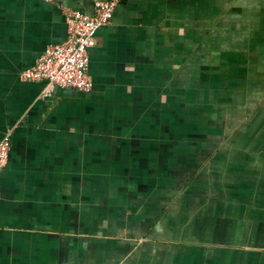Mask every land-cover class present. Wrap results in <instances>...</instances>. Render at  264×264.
<instances>
[{
  "label": "crops",
  "instance_id": "1",
  "mask_svg": "<svg viewBox=\"0 0 264 264\" xmlns=\"http://www.w3.org/2000/svg\"><path fill=\"white\" fill-rule=\"evenodd\" d=\"M97 1L0 0V140L11 134L0 172V264H264V73L254 76L258 93L249 92L259 97L263 146L242 156L248 182L207 181L208 202L189 211L176 191L217 159L224 173L238 171L237 157L173 152L177 140L163 132L169 111L186 103V62H202L219 37L230 41L241 21L224 16L239 0H124L89 50L90 93L24 80L26 68L67 40L68 10L94 13ZM248 36L243 29V45ZM141 123L160 131L134 133ZM172 155L190 167L183 185L176 176V188L159 180L104 199L110 178L122 186L134 169H163ZM120 159L127 164L112 172ZM171 211L179 218L166 217Z\"/></svg>",
  "mask_w": 264,
  "mask_h": 264
},
{
  "label": "rangeland",
  "instance_id": "2",
  "mask_svg": "<svg viewBox=\"0 0 264 264\" xmlns=\"http://www.w3.org/2000/svg\"><path fill=\"white\" fill-rule=\"evenodd\" d=\"M251 1H236L228 9L232 12L224 16L233 17L235 15L241 21L239 23L234 22V26L232 24L234 36L232 37L231 35L230 41H222L219 37L217 45L213 46L212 51L211 48H206L203 51L204 56L207 57H204L199 64L195 63V61H190V58L188 59L183 72L185 77L182 79L186 92L185 106L183 110L171 109L169 111L171 115L169 118L170 125L168 124L163 128L165 129L163 130L165 134L177 140L173 142L176 145V148H172L173 152L186 151L195 153L199 149L204 152L206 157L212 150L218 151L220 149L223 150L222 152L232 153L230 157H237L235 169L238 171L232 172H239V174L224 173V167L219 166L218 162L220 159H217L214 164L213 162L209 164L210 167L206 169L208 174L202 173L190 185L187 184L184 189L176 191L178 196H180L178 203L189 211L205 201L208 202L209 196H207L208 192L206 191L208 187L205 183L207 181L218 183L235 182V186L248 182L250 176H248L249 179L247 180V177L244 176L245 170L250 171L252 169L249 168V165L242 163L245 161L242 156L247 155L245 154L247 152L248 154L255 153L263 146V144L258 142L260 133V119L258 117L260 115L257 110L260 101L259 97L254 96V94L255 92L258 93L259 84L254 76L259 75V71L262 76L264 73V60L261 59L259 62L260 55L264 57V48L258 45L260 41H264V3L261 4L260 0L257 2ZM238 29L240 30L239 35L242 34L243 29L249 35L246 45L242 44L241 40L243 41V39L237 35L236 31ZM200 66H202L201 70ZM198 70L202 73L201 77L196 74ZM229 70L231 77H228ZM258 80L261 83L263 81L262 78ZM257 85L258 87H256ZM261 90H264V87ZM249 92H254V94L251 96ZM127 112L128 114L131 113L128 110H125L124 113ZM255 112L253 121L249 122L247 126H243L247 115ZM163 113H166V111L164 110ZM152 116L155 117L157 114L154 113ZM150 127L144 123L132 126L134 133L136 132L139 135H147L146 133L148 132L157 134L158 130L160 131L158 125L153 128ZM231 138L234 141L233 143L228 142ZM194 160L198 162L199 160H204V158L198 157ZM196 161H193L192 164L196 163ZM127 162L128 160H118L117 167L111 171H121ZM163 163V169L157 168L153 169L154 171L134 169L132 175L124 176L125 178L121 181L123 183L122 186L113 185L110 178L106 183L107 188L105 189V186L101 187L106 192L108 191V196L104 197V199L109 198V200L114 201L111 195L117 189L121 190V187L128 189L129 193L135 189L137 190V185H142L143 189H152L153 184L159 180L166 183L164 186L167 188H176L178 183L175 182L178 180H181L183 185L190 171L185 158L182 159L172 155L171 158L160 161L161 166H163ZM201 163L198 162L197 164L201 165ZM169 168H171L170 171L172 172L170 175L167 174L166 170ZM107 171L109 172V170ZM176 176H178V180L174 181ZM97 192L92 191L91 195L94 196ZM162 192L163 190L154 191L153 195L156 193L159 196ZM143 193L141 192L140 194ZM154 204L158 207L161 202H155ZM166 217L179 218L177 213L172 211L171 213L167 212Z\"/></svg>",
  "mask_w": 264,
  "mask_h": 264
},
{
  "label": "built area",
  "instance_id": "3",
  "mask_svg": "<svg viewBox=\"0 0 264 264\" xmlns=\"http://www.w3.org/2000/svg\"><path fill=\"white\" fill-rule=\"evenodd\" d=\"M124 0H99L94 13L68 10L69 35L66 41L49 47L39 61L26 68V81H46L62 88L90 93L93 81L88 74L89 50L95 46L101 29L112 24L117 8ZM11 134L0 140V172L9 159Z\"/></svg>",
  "mask_w": 264,
  "mask_h": 264
},
{
  "label": "flooded vegetation",
  "instance_id": "4",
  "mask_svg": "<svg viewBox=\"0 0 264 264\" xmlns=\"http://www.w3.org/2000/svg\"><path fill=\"white\" fill-rule=\"evenodd\" d=\"M173 110V109H172ZM180 116V115H179Z\"/></svg>",
  "mask_w": 264,
  "mask_h": 264
}]
</instances>
